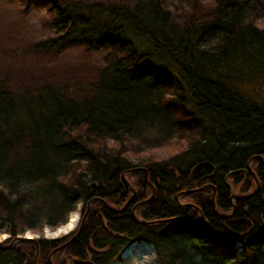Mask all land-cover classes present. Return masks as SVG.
Listing matches in <instances>:
<instances>
[{"label":"trees","instance_id":"obj_1","mask_svg":"<svg viewBox=\"0 0 264 264\" xmlns=\"http://www.w3.org/2000/svg\"><path fill=\"white\" fill-rule=\"evenodd\" d=\"M198 1L176 0L180 8ZM211 1V20L182 29L161 0L101 10L99 25L77 3L21 0L54 30L27 43L29 54L59 56L82 41L107 55L87 82L0 74L6 243L58 229L93 200L54 264H113L136 242L150 244L159 264H264V163L251 164L254 195L248 168L264 157V104L239 87L264 73V0ZM173 144L179 152L167 159L134 161ZM137 167L156 188L150 201L145 173L127 172ZM78 230L38 239L39 264ZM35 254L34 242H19L0 249V264H32Z\"/></svg>","mask_w":264,"mask_h":264},{"label":"rangeland","instance_id":"obj_2","mask_svg":"<svg viewBox=\"0 0 264 264\" xmlns=\"http://www.w3.org/2000/svg\"><path fill=\"white\" fill-rule=\"evenodd\" d=\"M66 1L71 5L77 3V6L82 9L81 13L84 15L85 19H89L91 16L97 25H99V23H105L106 21V16L100 13L101 10L126 6L132 8V6L138 2V0ZM161 1L164 6L172 12L174 22L182 29L190 27L191 25L199 26L214 17L215 5L211 0H199L198 3H191L183 8H180L176 0ZM50 37H54V30L41 9H37L33 6L29 9H25L21 5V0H0V74H8L7 77L9 80L17 82L20 79L33 82L32 80L36 77L39 78L43 76L61 79L69 78L70 80H81L82 82L92 81L96 74V69L101 66L102 60L107 55V52L94 51L87 43H83L82 41L68 47L59 56L35 57L25 51L28 45L27 43L45 40ZM239 85L252 100L264 104V73H253L251 76L242 79ZM183 146H185V144H183L182 147ZM178 148V145L173 144L152 151L150 150L144 153V155H141L140 158H134V161L136 163H143L145 159L164 160L175 152H179ZM124 178L128 181L125 175ZM128 183L129 187H127L131 190L132 186L129 181ZM235 193L239 196L238 192ZM135 196L133 193L132 199H134ZM125 207L127 209V206ZM74 213L78 214V223L71 231L61 232V229L66 226L64 225L58 229L45 228L42 231H30L20 237H31L37 241L40 238L56 239L65 237L76 230L78 226L80 227L83 217L82 204H79L77 209L70 214L68 223ZM9 238L10 235L4 231L0 234V244L9 245L10 242L6 243V240ZM67 243L63 244L61 246L62 248H58V250L68 246L66 245ZM54 254L52 255L51 253L52 256H49L50 264H54ZM32 264H39V247H36V254L34 258L32 257ZM113 264L159 263L154 248L148 243L141 242L134 243L128 247L124 251L122 259Z\"/></svg>","mask_w":264,"mask_h":264},{"label":"water","instance_id":"obj_3","mask_svg":"<svg viewBox=\"0 0 264 264\" xmlns=\"http://www.w3.org/2000/svg\"><path fill=\"white\" fill-rule=\"evenodd\" d=\"M254 160H259V161H261L262 163H264V157H262V156H260V155H257V156H254V157H252L251 158V160H250V162H249V166H248V168H249V171L255 176V178H256V180H257V184H258V187H257V189H256V191L254 192V193H252V195H254V194H256L257 192H258V190H259V186H260V184H259V182H258V179H257V177H256V175H255V173L253 172V170H252V168H251V164H252V162L254 161ZM131 171H143L144 173H145V179H146V181L149 183V185H150V187L152 188V190H153V193H152V196H151V198L149 199V200H152V198L154 197V195H155V193H156V188H155V186L150 182V180H149V172H148V170H146L145 168H141V167H137V168H134V169H131V170H128L127 172H131ZM123 179H124V181H125V183L127 184V186L129 187V183H128V181L124 178V176H123ZM214 189V191H213V205H214V207L216 206V203H215V195H216V189L215 188H213ZM131 190L133 191V193H134V196H135V190H134V188H131ZM251 195V196H252ZM233 198H238V195H233ZM95 200V199H94ZM133 200V199H132ZM92 201L93 200H91L89 203H88V205H87V209H86V212L84 213V215H83V217H82V220H81V223H80V227H79V230H78V232H77V234L66 244V245H69V244H71L72 242H74L77 238H78V236L80 235V233H81V231H82V229H83V227H84V225H85V222H86V218H87V216H88V214H89V212H90V209H91V203H92ZM105 203V202H104ZM127 206V205H126ZM126 210V207L125 208H123L121 211H119V212H124ZM135 208L132 210V215H133V217L135 218ZM24 241H32V242H34L35 243V245H36V247L38 248L39 247V245H38V241L36 240V239H34V238H31V237H17L16 239H13L11 242H10V244L9 245H5V244H0V249H6V250H10V249H12L14 246H15V244L16 243H19V242H24ZM60 248H62V247H60ZM38 250V249H37ZM56 251H58V249H55L54 251H53V253H52V255L56 252ZM51 255V256H52ZM86 264H93L92 262H87Z\"/></svg>","mask_w":264,"mask_h":264},{"label":"bare ground","instance_id":"obj_4","mask_svg":"<svg viewBox=\"0 0 264 264\" xmlns=\"http://www.w3.org/2000/svg\"><path fill=\"white\" fill-rule=\"evenodd\" d=\"M78 223V214H73L69 223L61 229V232H67L73 230Z\"/></svg>","mask_w":264,"mask_h":264}]
</instances>
